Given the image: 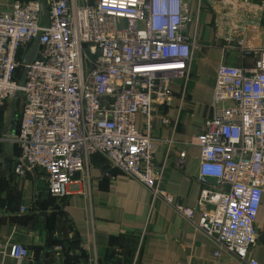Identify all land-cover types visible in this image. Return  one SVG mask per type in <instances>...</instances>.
Returning a JSON list of instances; mask_svg holds the SVG:
<instances>
[{
	"label": "built area",
	"instance_id": "obj_1",
	"mask_svg": "<svg viewBox=\"0 0 264 264\" xmlns=\"http://www.w3.org/2000/svg\"><path fill=\"white\" fill-rule=\"evenodd\" d=\"M248 8L246 0L230 2L235 33ZM189 21L184 0H15L0 12V108L19 106L14 131L0 142L19 148L14 173L38 168L49 193L62 195L99 154L146 186L152 200L192 220L195 209L163 186L165 167L153 158L151 135L156 106L169 103L176 80L182 96L187 90ZM242 50L254 54L253 63L218 65L211 114L190 142L200 149L198 228L220 249L257 264L250 251L264 191V48ZM0 253L29 256L17 242H0Z\"/></svg>",
	"mask_w": 264,
	"mask_h": 264
},
{
	"label": "crops",
	"instance_id": "obj_2",
	"mask_svg": "<svg viewBox=\"0 0 264 264\" xmlns=\"http://www.w3.org/2000/svg\"><path fill=\"white\" fill-rule=\"evenodd\" d=\"M13 1L0 0V12H9ZM184 1L190 21L183 32L194 44L187 90L182 96L183 81L176 80L169 103L156 106L151 135L156 139L153 158L165 167L163 186L176 202L195 209L193 219L152 200L146 186L99 154L89 158L62 195H51L40 169L14 173L19 148L1 141L0 242L21 243L29 256L0 253V264H248L220 249L197 226L200 149L190 141L211 114L218 65L250 66L254 54L242 49L264 48V0H246L251 8L240 15L236 33L232 0ZM18 108L17 102L0 108L1 135L14 131ZM135 124L143 130L142 115ZM255 226L250 257L264 264V191Z\"/></svg>",
	"mask_w": 264,
	"mask_h": 264
},
{
	"label": "water",
	"instance_id": "obj_3",
	"mask_svg": "<svg viewBox=\"0 0 264 264\" xmlns=\"http://www.w3.org/2000/svg\"><path fill=\"white\" fill-rule=\"evenodd\" d=\"M40 1H42V0H40ZM41 13H42V16L44 18V23H46L47 22V15H46V11H45V7H44L43 3H41ZM34 50H35V45H33L31 47V49L29 50L28 55L23 59V63L24 64H28L31 61L33 53H34ZM17 95H18V93H16V96ZM13 114H14V110L12 111V115Z\"/></svg>",
	"mask_w": 264,
	"mask_h": 264
},
{
	"label": "rangeland",
	"instance_id": "obj_4",
	"mask_svg": "<svg viewBox=\"0 0 264 264\" xmlns=\"http://www.w3.org/2000/svg\"><path fill=\"white\" fill-rule=\"evenodd\" d=\"M238 39V38H237ZM236 39V40H237ZM190 85H191V83H189V87H190ZM14 103V102H13ZM17 116V115H16ZM2 130H3V127H2V124H0V135H1V133H2Z\"/></svg>",
	"mask_w": 264,
	"mask_h": 264
}]
</instances>
